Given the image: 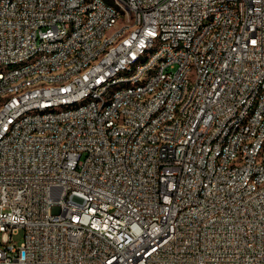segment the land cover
<instances>
[{
  "label": "built area",
  "instance_id": "built-area-1",
  "mask_svg": "<svg viewBox=\"0 0 264 264\" xmlns=\"http://www.w3.org/2000/svg\"><path fill=\"white\" fill-rule=\"evenodd\" d=\"M0 264H264V0H0Z\"/></svg>",
  "mask_w": 264,
  "mask_h": 264
},
{
  "label": "rangeland",
  "instance_id": "rangeland-1",
  "mask_svg": "<svg viewBox=\"0 0 264 264\" xmlns=\"http://www.w3.org/2000/svg\"><path fill=\"white\" fill-rule=\"evenodd\" d=\"M24 241V231L19 230L16 234L13 235V242L16 246H20Z\"/></svg>",
  "mask_w": 264,
  "mask_h": 264
}]
</instances>
